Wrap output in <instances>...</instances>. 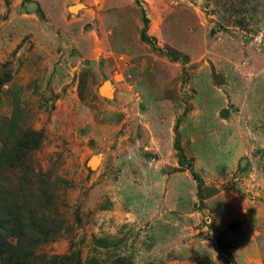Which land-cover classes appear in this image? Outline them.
Wrapping results in <instances>:
<instances>
[{
  "label": "rangeland",
  "instance_id": "1",
  "mask_svg": "<svg viewBox=\"0 0 264 264\" xmlns=\"http://www.w3.org/2000/svg\"><path fill=\"white\" fill-rule=\"evenodd\" d=\"M63 1L0 0V264H264V0Z\"/></svg>",
  "mask_w": 264,
  "mask_h": 264
},
{
  "label": "trees",
  "instance_id": "2",
  "mask_svg": "<svg viewBox=\"0 0 264 264\" xmlns=\"http://www.w3.org/2000/svg\"><path fill=\"white\" fill-rule=\"evenodd\" d=\"M143 22H144V28L141 33V39L143 41H151L149 37V24L150 21L146 15L145 12H143ZM179 123L176 126V139L174 143L175 150L179 153L180 161L184 162V155L182 153L181 149V141H180V135L178 133ZM28 146V145H27ZM194 177L199 182V197L203 201V197L201 194V188H202V180L199 178V176L195 173H193ZM34 185H30L26 183L25 186H21L18 189V196H22L24 200H27L28 198H31V193L34 190ZM0 190V205H3V209L0 210V244L2 245V236H5L7 238V242L9 238H18L19 236H23V224L21 223L22 219L20 217V213L18 209L21 207L22 202L21 201H15V203H11L6 196L1 195ZM30 204V203H29ZM24 219V218H23ZM25 222V221H24ZM25 229V227H24ZM25 232V231H24ZM29 233V232H28ZM10 246V245H6ZM1 251H4L3 248L0 249Z\"/></svg>",
  "mask_w": 264,
  "mask_h": 264
},
{
  "label": "clouds",
  "instance_id": "3",
  "mask_svg": "<svg viewBox=\"0 0 264 264\" xmlns=\"http://www.w3.org/2000/svg\"><path fill=\"white\" fill-rule=\"evenodd\" d=\"M110 199L113 204L111 209L104 210L100 215L105 219L119 218L125 214L124 208V196L121 194L119 189H113L110 193Z\"/></svg>",
  "mask_w": 264,
  "mask_h": 264
},
{
  "label": "crops",
  "instance_id": "4",
  "mask_svg": "<svg viewBox=\"0 0 264 264\" xmlns=\"http://www.w3.org/2000/svg\"><path fill=\"white\" fill-rule=\"evenodd\" d=\"M65 4L70 5V7H69V12H70V8H71V7H73V6H75V5H78V4H81V3L78 2V0H64V1H63V7H64Z\"/></svg>",
  "mask_w": 264,
  "mask_h": 264
},
{
  "label": "water",
  "instance_id": "5",
  "mask_svg": "<svg viewBox=\"0 0 264 264\" xmlns=\"http://www.w3.org/2000/svg\"><path fill=\"white\" fill-rule=\"evenodd\" d=\"M79 6L84 7L82 4H78V5L73 6L72 8H74V7L77 8V7H79ZM70 12L76 14V13L79 12V9H77L76 11H73V10L70 8Z\"/></svg>",
  "mask_w": 264,
  "mask_h": 264
}]
</instances>
